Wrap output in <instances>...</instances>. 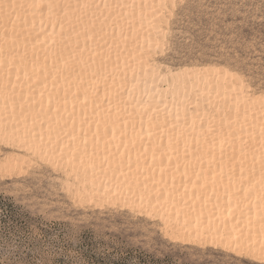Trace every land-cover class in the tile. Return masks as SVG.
I'll return each instance as SVG.
<instances>
[{
  "label": "snow or ice",
  "instance_id": "1",
  "mask_svg": "<svg viewBox=\"0 0 264 264\" xmlns=\"http://www.w3.org/2000/svg\"><path fill=\"white\" fill-rule=\"evenodd\" d=\"M128 6L120 0L114 3L109 0L103 3L99 0H32L19 5L15 2L4 4L0 0V150L15 154L16 161L14 166L5 164L0 167V200L12 201L17 209H23V220H20L6 215L0 208V264H88L79 245H74L73 241L92 227L87 210L93 205L97 209L113 208V214L117 216L113 232L123 234L127 230L128 236L134 234L136 239L128 243L138 248L143 246L145 254L156 257L152 264H173V261L163 249L152 246L149 223L156 220L169 239L180 242L175 229L181 215L185 219L183 243L195 244L199 240V246L215 248L216 264H221L220 258L226 253L228 260L224 264H229V261L231 264H264V0H161L154 5L159 13L156 31L163 37L157 41V55L161 47L169 49L174 46V60L180 57L185 60L212 57L226 63L232 84L236 86L228 87L236 93L233 99L237 109L241 103L244 105L243 120L239 114L233 120L229 110L219 118L218 124L215 116L207 128L202 122L200 134H184L182 158L180 137L174 138V129L168 132L167 145L163 143L165 133L161 131V143L157 145L152 139L150 125L147 130L149 139L145 142L143 120L137 131L132 114L121 108L125 102L112 94L108 83L110 47L108 55L101 56L99 62L96 59L108 45L107 28L117 22L115 10ZM16 7L37 9L41 13L47 10L49 16H54L55 22L59 23L61 36H66L61 47L45 52L43 65L38 57L34 58L32 74L26 73L29 80L36 77L34 87L43 84L38 111L33 107L35 101L30 102V112L24 110L23 95L19 101L16 99V84L11 79L19 54V35L12 17V9ZM173 25L184 34L197 29L219 39L211 48L202 40L173 45L170 43ZM89 41L95 42L100 53L90 48ZM44 46L48 47L47 40ZM171 54L169 51L168 55ZM20 59L26 66L27 54ZM147 62L154 74L159 69L161 79L170 76L177 85L184 75L171 70L167 74L164 72L163 64L168 63V56L152 66L149 52ZM5 67L8 69L6 75ZM111 78L114 85L116 77L113 75ZM49 80L52 91H49ZM101 83L104 85L103 96L100 94ZM45 93L47 105L44 103ZM227 102L228 97H225ZM17 104L21 108L19 116ZM69 104L72 106L70 111ZM249 110L258 111L260 118L253 112L250 121ZM29 115L32 116L33 128L37 123L41 126L39 137L27 128L23 135L19 132L20 118L26 121ZM142 115H147V112ZM45 124L48 125L47 140L43 135ZM155 127L160 129L159 124ZM133 151L136 153L135 171L132 169ZM149 151L151 163L148 161ZM157 153L160 157L158 162ZM125 155L128 157V173H121L123 185H127L130 192L133 184L138 189L142 185L139 205L135 199L121 203L108 195L102 201L98 200L99 192L95 185L89 189L86 183L82 186L79 179L73 180V176L79 177L80 167L89 162L93 169L99 163L103 171L104 164L111 167V162L120 157L122 167ZM169 171L172 172L171 186L167 178ZM177 174L181 178L180 185L176 184ZM123 185L118 182V187ZM145 200L151 211H145ZM66 208L83 211L69 215ZM193 219L197 225L195 239L191 238ZM56 224L62 226L67 243L62 246V251L53 252L47 242L49 233L44 231V227ZM116 243L124 244L120 235H116ZM22 250L27 259H21ZM120 250V247L114 248L117 253ZM191 251L195 252L196 248ZM52 255H58L60 259H49ZM197 261L198 257H189V264H197ZM107 264L124 262L109 260Z\"/></svg>",
  "mask_w": 264,
  "mask_h": 264
},
{
  "label": "bare ground",
  "instance_id": "2",
  "mask_svg": "<svg viewBox=\"0 0 264 264\" xmlns=\"http://www.w3.org/2000/svg\"><path fill=\"white\" fill-rule=\"evenodd\" d=\"M2 2L9 5L15 2L19 5L20 3H31L32 0H2ZM36 2H40V0H36ZM99 2L103 3L104 0H99ZM109 2L114 3L115 0H109ZM120 2L126 3L129 6L115 10L114 15L117 17V22L114 26L110 24L107 28L108 45L105 46L103 53H100V50L96 48L94 41H89L88 43L90 48L100 53L96 56L98 62L101 56L109 54L110 47L111 60L108 63L109 86L112 88V94L125 102L121 104V108L126 109L128 113L132 114L131 119L135 121L137 131L140 129L141 120H143L145 142L149 139L147 130L150 125L152 126V139L157 145L161 143V136L159 134L161 131L165 133L163 143L167 145L168 132L174 129L172 132L174 138L180 137L179 149L182 158L184 149L183 135L189 133L200 134L202 122L204 127L207 128L209 121L215 116V121L218 124L219 118L229 110L233 120L237 118V114H239L241 120L244 119V105L241 103L239 109H237L235 100L233 99L236 93L228 87L229 85H232V88L236 87L232 84L229 69L216 64L184 65L178 68H171L163 64L166 74L169 70L184 74L178 85L175 81L171 80L170 76L161 79V76L158 74L159 69H157V74L151 71V66L147 62L149 60V52H151L152 66L158 64L159 62L156 60L158 51L156 45L158 40L163 39L156 31V27L159 26V13L156 12L154 7L161 0H120ZM12 17L15 20L16 32L19 35V54L11 71V79L16 84V99L19 101L21 94L23 95L25 101L24 110L26 112H30V102L35 101L33 107L38 111L43 84L34 87L36 77L33 76L29 80L26 73L29 75L32 74V61L34 58L38 57L40 64L43 65L45 52L55 51L61 47L65 42L66 36H61L59 23L55 22L56 18L54 16H49L47 10L41 13L37 9L16 7L12 9ZM53 32H55V35H53ZM46 40L48 41L47 48L44 46ZM83 43V38H81V46H83ZM161 49L162 47L159 51ZM25 53L27 54L26 66L20 59ZM87 55L85 53V56ZM48 63L51 65V59H49ZM141 64H143L142 69ZM3 71L6 75L8 72L7 67ZM113 75L116 77L114 85L111 78ZM18 76L19 80H17ZM48 84L49 91H52L51 80H49ZM72 91L75 93L76 89L73 88ZM100 94L101 96L104 95L103 83L100 86ZM61 95H63L62 89ZM225 97H228L227 103H225ZM83 98V94H81V100ZM47 102V93H45V105H47ZM71 107V104H69V111ZM105 107H107V104H105ZM79 110L78 106L77 111L79 112ZM90 111L91 104H89ZM20 112L21 108L17 104L16 113L18 116ZM145 112H147V115H142ZM253 112H255L257 118L261 116L258 111L249 110L248 118L250 121L253 118ZM157 124L160 125L159 130L155 127ZM193 125L195 126V133H193ZM17 127L21 135L25 133L26 128L30 132L34 131L37 137L41 135V126L37 123L33 128L31 115H29L26 121L21 117ZM79 127V121H77L78 130ZM47 128L48 125L45 124L43 130L45 140L48 139ZM93 131H95V125H93ZM131 133L132 129L130 124L129 135ZM201 141H203L202 135ZM173 147H176L175 139L173 141ZM89 152H91V144H89ZM14 155L13 153L4 155L0 159V167L5 164L14 166L16 162ZM159 158V153H157V162ZM148 161L151 163V151L148 154ZM77 162L79 164V159ZM165 164H167V157H165ZM141 166H143V160L141 161ZM205 167H207V163H205ZM198 168L199 166H197V170ZM132 169L133 171L136 169L135 151L132 152ZM181 172H183V168H181ZM121 173H128L127 155L123 158L122 167L120 157H117L114 162H111V167L107 163L104 164L103 171L99 163L93 169L89 162L80 167L79 177L73 176V180L79 179L81 185L83 186L86 183L89 189H92L93 185H95V188L99 192L97 197L108 195L110 197H116L120 201L128 200L129 202L135 199L139 204L142 185L138 189L133 184V190L130 192L128 186L123 185L124 176ZM156 176L159 179L160 173L158 168ZM167 178L171 186V171L167 173ZM118 182L123 187H118ZM176 184H181L179 174L176 175ZM180 190L183 191L184 189L181 187ZM189 191H191V185H189ZM146 205L147 200H145ZM145 211H147L146 207ZM172 218L173 222H175L176 215L174 208L172 209ZM205 222H207V219H205ZM184 224L185 219L181 215L179 225ZM179 225L177 229L178 227L182 229L183 226ZM194 228H196V222L193 219L191 234L196 237L194 234L196 230ZM175 231L177 230L175 229ZM182 231L180 232L182 233ZM198 241L196 240V243Z\"/></svg>",
  "mask_w": 264,
  "mask_h": 264
},
{
  "label": "rangeland",
  "instance_id": "3",
  "mask_svg": "<svg viewBox=\"0 0 264 264\" xmlns=\"http://www.w3.org/2000/svg\"><path fill=\"white\" fill-rule=\"evenodd\" d=\"M165 28L167 30V24L165 25ZM218 39L219 37L216 35L202 34L197 29H194L193 33L191 34H184L181 33L174 25L171 28L170 43L173 45H177L180 42H183L187 45L191 44L193 41L199 42L202 40L205 45L211 48L216 46V41ZM169 51L172 53L171 55H168ZM159 53V55L156 54V60L161 63L164 57L168 56V63L164 64L170 66L171 68H178L184 65L194 64H216L229 69L226 63H220L214 60L212 57H201L199 60H185V58L180 57L179 59L174 60L172 58L175 56L174 46L170 47L169 49L162 47ZM205 60L208 62H204ZM7 154L9 153L0 150V159ZM104 198L105 196L97 197L98 200H103ZM114 198L117 201H120L116 197ZM123 201L120 202L122 203ZM136 203L138 204V202ZM145 207L147 211L152 210L148 208L147 205ZM0 208L3 209V212L6 215L10 214L15 216L17 219L23 220V216L21 215L23 209H17L16 204L12 201L0 200ZM65 211L68 212L69 215H76L81 213L83 210L76 208H66ZM87 211L88 219L91 221L92 227L85 230L78 240L73 241V244L79 245L80 251L82 254H84L88 264H107L109 260H121L124 262V264H141V262H143V264H152V261L156 259V257H150L149 255L145 254L143 251V246L138 248L135 244L128 243L129 240L134 241L136 239L134 234L128 236L127 230H125L123 234L113 232V229L115 228L114 221L117 220V216L113 214V208L106 207L97 209L93 205ZM144 219L147 220V217H144ZM96 225H99L100 227H96ZM177 226L176 230L179 231H175V234L180 237V242H177L175 239H169V235L161 230L159 222L156 220L151 221L148 227L151 229V235L153 236L152 246H158L159 248L163 249L164 253L168 255V258L173 261V264H189V257L192 256L198 257L197 264H209V262L210 264H216L218 257L216 255L215 248L201 247L199 246L200 241L197 242L198 244L196 241L195 244H184L183 240L186 235L184 234L185 230L179 227L177 229ZM194 229L196 230V228ZM44 231L49 233L47 242L52 247L53 252L62 251V246L67 243L62 226H60V224L49 225L44 227ZM180 231H182V233ZM194 234L196 236V231ZM116 235H120L121 240L124 241L122 246L116 243ZM191 238L195 239L194 235L192 236L191 234ZM110 245H112V247H110ZM115 247L121 248L119 253L114 251ZM193 248H196L195 252L191 251ZM26 250L31 252V255L34 257L36 256V253L32 252L31 249L26 248ZM20 257L21 259H27V257L24 255V250L21 251ZM49 259L57 260L60 259V257L58 255H52L49 257ZM160 259L163 260V256H161ZM227 260V253L225 254V257L220 258L221 264H224V262ZM229 264H231L230 261Z\"/></svg>",
  "mask_w": 264,
  "mask_h": 264
}]
</instances>
